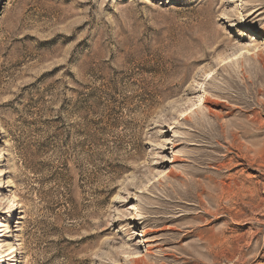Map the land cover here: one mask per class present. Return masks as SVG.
<instances>
[{
	"label": "rangeland",
	"instance_id": "1",
	"mask_svg": "<svg viewBox=\"0 0 264 264\" xmlns=\"http://www.w3.org/2000/svg\"><path fill=\"white\" fill-rule=\"evenodd\" d=\"M263 109L264 0H0V264H264Z\"/></svg>",
	"mask_w": 264,
	"mask_h": 264
},
{
	"label": "bare ground",
	"instance_id": "2",
	"mask_svg": "<svg viewBox=\"0 0 264 264\" xmlns=\"http://www.w3.org/2000/svg\"><path fill=\"white\" fill-rule=\"evenodd\" d=\"M257 52H259V51H257ZM261 53V52H260ZM262 55V54H261ZM257 57H258V55H257ZM260 58H262L261 56H259ZM263 60V59H262ZM244 69V68H243ZM247 78V77H246ZM255 89H257V88H255ZM261 90H262V88H261ZM258 91V90H257ZM224 102V101H223ZM246 103V102H245ZM251 105V104H250ZM255 106V105H254ZM260 106V105H259ZM262 106V105H261ZM249 108V107H248ZM264 110V109H263ZM242 115V114H241ZM184 118H186L187 119V113L184 115ZM245 153V152H244ZM247 153V152H246ZM232 158V157H231ZM246 159V158H245ZM256 159V158H255ZM233 160H235V159H233ZM258 160V159H257ZM257 163V162H256ZM260 165V164H259ZM260 167V166H259ZM0 171H2V170H0ZM210 178V177H209ZM211 179V178H210ZM1 183H3V181H0V184ZM3 186H4V184H3ZM202 187V186H201ZM262 187V186H261ZM264 187V186H263ZM9 207H13L14 208V206H17V204H15V198L14 197H12L11 199H10V204L8 205ZM199 228V227H198ZM197 228V229H198ZM198 231H199V229H198ZM1 244H0V254H3V251L1 250ZM11 247H9V249H10ZM13 251V248H11V252ZM3 258H4V256H3ZM5 260V259H4Z\"/></svg>",
	"mask_w": 264,
	"mask_h": 264
}]
</instances>
